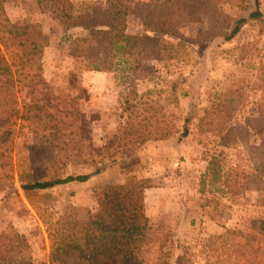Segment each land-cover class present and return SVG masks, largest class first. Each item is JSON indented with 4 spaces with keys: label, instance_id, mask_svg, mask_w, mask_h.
Listing matches in <instances>:
<instances>
[{
    "label": "rangeland",
    "instance_id": "374dc122",
    "mask_svg": "<svg viewBox=\"0 0 264 264\" xmlns=\"http://www.w3.org/2000/svg\"><path fill=\"white\" fill-rule=\"evenodd\" d=\"M162 1L70 0L77 11L96 9L124 18V35L117 38L121 45L143 33L139 7ZM258 1L262 17L244 24L229 42L192 44L190 39L206 24H189L180 29L183 40L164 37L177 56L172 61L110 53L111 71L86 72L71 44L87 37L88 29L61 28L50 13L40 10L37 0H6L1 7L6 18L35 30L44 46L46 86H39L31 96L26 88L18 92L21 86L15 88L14 97H7L8 112L13 114L14 108L26 112L34 105L41 114L78 113L80 121L78 128L53 135L38 149L27 123L10 119L14 125H7L12 132L5 148L12 149L7 156L14 179H5L9 165L3 160L0 237L24 235L32 264H58L43 222L55 224L62 215L85 220L97 207L95 188L141 180L155 190L147 198L146 215L156 241L145 253L149 264L158 258L162 264H175L178 256L183 264H264V190L226 194L208 179L200 188L210 159H218L224 168L247 170L251 158L260 156L261 138L255 132H249V146L258 151L225 148L220 137L229 123L207 132L208 127L199 122L211 103L229 97L237 100L230 117L233 125L264 113V0ZM222 9L236 15L235 10ZM186 118L191 122L182 137ZM87 146L101 149L96 162L61 166V176L87 175L96 169L99 174L85 183L57 186L29 198L22 193L20 176L43 179L42 165L48 158L69 162L80 155L79 147L85 151ZM67 264L80 262L74 258Z\"/></svg>",
    "mask_w": 264,
    "mask_h": 264
},
{
    "label": "trees",
    "instance_id": "16d2710c",
    "mask_svg": "<svg viewBox=\"0 0 264 264\" xmlns=\"http://www.w3.org/2000/svg\"><path fill=\"white\" fill-rule=\"evenodd\" d=\"M5 1L0 0V163L5 160L9 165L4 177L13 180L12 161L7 156L12 149L5 148L11 140V130L7 125H14V122L9 124L10 119L15 117L27 123L29 133L40 145L38 149L47 145L53 135H62L63 131L78 128L80 120L78 113L65 110L41 114V110L34 105L28 106L26 112H19L15 108L13 114L8 112L7 97H14L15 88L21 86L16 92L26 88V95L30 96L36 93L39 86L44 88L41 61L44 46L35 30L6 18L1 8ZM37 3L40 10L50 13L61 28L83 27L89 30L87 37L77 38L71 44L73 55L84 61L82 71L86 72L111 71L110 53H121L123 56L136 54L139 58L147 57L159 62L172 61L177 56L164 37L183 40L184 36L180 33L183 26L206 24L190 39L192 44L218 39L224 43L232 40L244 24L262 17L258 0H163L159 4L148 3L139 7L143 33L130 37L127 43L121 45L117 38L119 34L124 35V18L96 9L77 11L70 0H37ZM223 7L235 10L236 15L227 13ZM150 34L157 36L151 37ZM236 105L237 100L230 97L216 100L203 110L199 122L208 127L207 132L218 131L217 126L228 122L220 137L225 148L258 151V147L249 146V132H255L261 138L260 156L251 158L247 170L240 166L224 168L218 159H210L200 181L201 191L205 187V179L226 194H239L252 188L264 190V113L245 120L242 125H233L230 117ZM190 122L191 119H185L182 137L187 136ZM100 150L87 146L83 151L79 147L80 155L72 156L69 162L48 158L42 165L43 179L20 176L19 188L29 198L57 186L85 183L101 170L96 169L87 175L62 177L60 167L96 162L95 156L100 155ZM79 157L85 160L81 161ZM143 183L139 180L95 188L92 193L97 207L85 220L62 215L55 224L43 222L52 258H56L58 264H67L74 258L80 264H149L145 253L149 250L148 245L153 246L156 241L151 233L144 202V191L149 187ZM10 192H14V187ZM163 247L164 243L159 244L158 250ZM182 261L183 257L178 256L174 262L183 264ZM0 264H32L30 246L24 235L15 233L0 237ZM154 264H162L161 258L156 259Z\"/></svg>",
    "mask_w": 264,
    "mask_h": 264
},
{
    "label": "crops",
    "instance_id": "0c3cea01",
    "mask_svg": "<svg viewBox=\"0 0 264 264\" xmlns=\"http://www.w3.org/2000/svg\"><path fill=\"white\" fill-rule=\"evenodd\" d=\"M155 192V190H153V189H146L145 191H144V202H145V205H146V212H147V198H148V195H150V194H152V193H154ZM149 202V201H148Z\"/></svg>",
    "mask_w": 264,
    "mask_h": 264
}]
</instances>
